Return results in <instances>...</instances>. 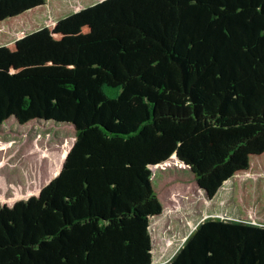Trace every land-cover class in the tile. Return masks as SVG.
I'll return each instance as SVG.
<instances>
[{"label": "trees", "instance_id": "16d2710c", "mask_svg": "<svg viewBox=\"0 0 264 264\" xmlns=\"http://www.w3.org/2000/svg\"><path fill=\"white\" fill-rule=\"evenodd\" d=\"M48 1L0 0V27ZM13 117L76 140L38 194L0 202V264H154L153 167L177 154L213 198L264 164V0H100L0 39V129ZM261 195L163 264H264Z\"/></svg>", "mask_w": 264, "mask_h": 264}, {"label": "rangeland", "instance_id": "374dc122", "mask_svg": "<svg viewBox=\"0 0 264 264\" xmlns=\"http://www.w3.org/2000/svg\"><path fill=\"white\" fill-rule=\"evenodd\" d=\"M98 1L50 0L21 21L1 26L0 39L21 37ZM75 140V129L68 123L35 119L21 124L14 117L6 120L0 129V202L12 205L14 200L38 194L58 175ZM263 168L262 160L254 161L248 172L226 181L209 198L190 168L182 166L176 155L153 167L154 188L164 206L163 213L151 222L154 264L169 261L191 231L207 217L256 218L259 209L247 213L245 206L256 201L260 194L264 198Z\"/></svg>", "mask_w": 264, "mask_h": 264}, {"label": "crops", "instance_id": "0c3cea01", "mask_svg": "<svg viewBox=\"0 0 264 264\" xmlns=\"http://www.w3.org/2000/svg\"><path fill=\"white\" fill-rule=\"evenodd\" d=\"M40 190H41V189H40ZM40 190H39V191H40ZM16 201H17V200H14V203H15ZM14 203H13V204H14Z\"/></svg>", "mask_w": 264, "mask_h": 264}, {"label": "water", "instance_id": "95a60500", "mask_svg": "<svg viewBox=\"0 0 264 264\" xmlns=\"http://www.w3.org/2000/svg\"><path fill=\"white\" fill-rule=\"evenodd\" d=\"M176 156H177V154H176ZM207 193V192H206ZM210 198V197H209Z\"/></svg>", "mask_w": 264, "mask_h": 264}, {"label": "bare ground", "instance_id": "6f19581e", "mask_svg": "<svg viewBox=\"0 0 264 264\" xmlns=\"http://www.w3.org/2000/svg\"><path fill=\"white\" fill-rule=\"evenodd\" d=\"M156 254H158V253H156ZM156 256V255H155Z\"/></svg>", "mask_w": 264, "mask_h": 264}]
</instances>
